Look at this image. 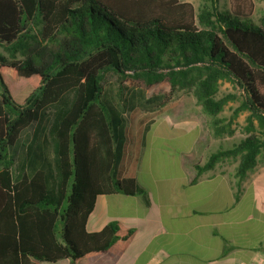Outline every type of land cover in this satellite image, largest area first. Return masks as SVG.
Returning <instances> with one entry per match:
<instances>
[{
  "label": "trees",
  "instance_id": "obj_1",
  "mask_svg": "<svg viewBox=\"0 0 264 264\" xmlns=\"http://www.w3.org/2000/svg\"><path fill=\"white\" fill-rule=\"evenodd\" d=\"M253 11V0L197 11L180 0H0V264H116L134 238L118 221L86 229L98 197L137 192L119 178L124 117L104 97L106 74L117 98L129 78L191 88L217 139L246 112L242 137L194 166L199 176L235 161L240 184L264 151V16L256 24ZM223 81L240 94L228 120L219 115L237 98H217ZM31 126L25 154L39 166L13 181L8 149Z\"/></svg>",
  "mask_w": 264,
  "mask_h": 264
},
{
  "label": "crops",
  "instance_id": "obj_2",
  "mask_svg": "<svg viewBox=\"0 0 264 264\" xmlns=\"http://www.w3.org/2000/svg\"><path fill=\"white\" fill-rule=\"evenodd\" d=\"M162 120L139 127L138 146L127 147L131 167L129 156L126 172L118 167L120 179L134 178L137 192L98 197L87 231L112 221L134 230L116 264H250L263 257L264 152L240 184L231 161L196 176L210 141L193 122L179 123L192 135L187 141L154 136Z\"/></svg>",
  "mask_w": 264,
  "mask_h": 264
},
{
  "label": "rangeland",
  "instance_id": "obj_3",
  "mask_svg": "<svg viewBox=\"0 0 264 264\" xmlns=\"http://www.w3.org/2000/svg\"><path fill=\"white\" fill-rule=\"evenodd\" d=\"M180 1L190 3L196 11L203 3V0ZM217 2L218 7L221 9L228 6V0H217ZM253 4L254 11L251 19L254 23L259 24L261 17L264 16V0H253ZM0 54L8 56V53L2 47H0ZM123 85L127 88L123 89L122 94L117 98L115 93L119 87L118 77L111 73L104 75L102 83L103 90L106 92L104 97L110 98L112 96L118 104L119 112L124 117V121L121 124V133L124 136L125 149L121 159L122 163L119 164L121 166L120 172H126L124 163L128 158V166L131 167L133 155L127 147L129 146L128 148L133 149L138 146V133L136 132L139 127L144 123L149 124L157 119L163 118L162 122L159 123L162 125L156 126L152 134L154 136L165 137L169 142H174L175 140L187 141L191 138L192 135H185L183 133L185 129L180 127V122H193L199 125L211 143L210 152L216 149L213 146L223 145L227 147L236 143L242 137L241 129L245 125L246 112L240 113L235 119L234 127H236L237 131L233 136H224L223 139H217L213 136L212 131H210L209 118L202 113L191 88L176 87L174 90H171L168 80L147 87L130 78L125 80ZM227 95L234 96L237 99L228 102L220 113L219 117L226 120L232 116V110L237 107L240 94L230 82H220L216 95L217 98ZM42 128L43 134L47 135V126L45 127L44 125ZM32 132L33 126L23 131L18 142L8 149V154L13 159L11 169L13 181L18 180L23 173L31 175L39 166L37 163L31 161L29 155L26 156L25 154L26 148L32 138ZM45 151L47 152V157L52 159V144L49 138L46 141ZM127 172L130 171L128 170Z\"/></svg>",
  "mask_w": 264,
  "mask_h": 264
},
{
  "label": "built area",
  "instance_id": "obj_4",
  "mask_svg": "<svg viewBox=\"0 0 264 264\" xmlns=\"http://www.w3.org/2000/svg\"><path fill=\"white\" fill-rule=\"evenodd\" d=\"M250 264H264V256L258 259L257 261L251 262Z\"/></svg>",
  "mask_w": 264,
  "mask_h": 264
}]
</instances>
